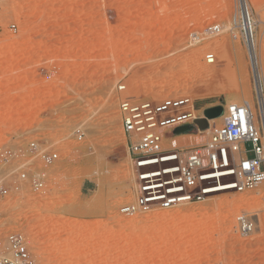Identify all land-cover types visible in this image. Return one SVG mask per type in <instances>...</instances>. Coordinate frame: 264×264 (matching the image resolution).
<instances>
[{
	"label": "rangeland",
	"instance_id": "1",
	"mask_svg": "<svg viewBox=\"0 0 264 264\" xmlns=\"http://www.w3.org/2000/svg\"><path fill=\"white\" fill-rule=\"evenodd\" d=\"M245 1L259 78L235 25L239 0H0V146L12 152L0 162L8 188L0 230L22 233L40 264H264V183L120 212L138 189L118 110L123 97L187 96L199 118L231 102L256 106L264 0ZM213 23L220 31L204 33ZM203 131L193 127L174 141L201 142ZM30 142L57 158L43 162ZM22 166L43 175L42 192L19 178ZM239 213L254 222L248 234L236 229Z\"/></svg>",
	"mask_w": 264,
	"mask_h": 264
},
{
	"label": "built area",
	"instance_id": "2",
	"mask_svg": "<svg viewBox=\"0 0 264 264\" xmlns=\"http://www.w3.org/2000/svg\"><path fill=\"white\" fill-rule=\"evenodd\" d=\"M235 25L249 57L255 59V25L245 0H239ZM219 31L220 25L214 23L204 29L208 35ZM204 60L213 64L215 56L207 52ZM125 89V84L117 86L118 91ZM256 106L247 100L228 103L223 107L221 123L209 124V131L204 130L207 134L203 141L182 143L174 141L181 135L176 129L186 125L196 127L195 121L200 119L189 97L167 96L160 101L123 97L118 110L138 189L136 201L122 206L120 212L132 216L154 207L166 209L204 200L220 186L243 191L264 183L263 87L256 91ZM81 137L79 133L77 138ZM246 142L251 144L249 150ZM29 146L45 163L57 158L56 152L39 148L35 142H30ZM11 157V150L0 146V162H7ZM161 164L167 166L161 168ZM18 170L19 178L28 180L34 192L43 191L42 174L28 175L23 166ZM219 178H227V182L210 185L213 179ZM7 195L8 188L0 183V199ZM253 228L254 222L246 213L236 216L239 233H250ZM0 264L40 263L31 255L28 240L22 233L0 230Z\"/></svg>",
	"mask_w": 264,
	"mask_h": 264
},
{
	"label": "water",
	"instance_id": "3",
	"mask_svg": "<svg viewBox=\"0 0 264 264\" xmlns=\"http://www.w3.org/2000/svg\"><path fill=\"white\" fill-rule=\"evenodd\" d=\"M219 112H216V108H210L205 111L206 118H200L195 121V124L199 130H205L208 127L207 119L218 116L222 113V110L218 108ZM193 127L191 125L182 126L176 129L178 134L186 133Z\"/></svg>",
	"mask_w": 264,
	"mask_h": 264
},
{
	"label": "bare ground",
	"instance_id": "4",
	"mask_svg": "<svg viewBox=\"0 0 264 264\" xmlns=\"http://www.w3.org/2000/svg\"><path fill=\"white\" fill-rule=\"evenodd\" d=\"M255 42V41H254ZM255 59L252 57V56H250V59H251V62H252V65H253V70H254V74H255V76L256 77H260V71H259V69H257V49L255 50ZM260 82V83H259ZM258 83V85H257V87H256V91H259V88L260 87H263L264 85H262L261 84V79H259V81L257 82ZM264 88V87H263ZM239 94V93H238ZM251 103H252V101H250ZM220 119H221V117H219V118H213V119H210L209 120V124H211L212 122H214V121H220ZM209 131V129H207L206 130V132H208ZM204 132V131H203ZM230 187H232V186H220V187H217V188H214L213 190L214 191H219V190H223V189H228V188H230ZM171 218V217H170ZM261 220V219H260ZM259 219H257L256 220V227H258L259 228V230H261L260 228L262 227L261 225V223L259 222L260 221ZM255 227V228H256ZM255 231V230H254ZM248 234V233H247Z\"/></svg>",
	"mask_w": 264,
	"mask_h": 264
},
{
	"label": "crops",
	"instance_id": "5",
	"mask_svg": "<svg viewBox=\"0 0 264 264\" xmlns=\"http://www.w3.org/2000/svg\"><path fill=\"white\" fill-rule=\"evenodd\" d=\"M187 135H188V134H181L180 137H183V136L186 137ZM193 141H194V140L191 139V138L179 139V140H178V142H182V143L193 142ZM91 182H92V181L88 179L86 184H87L88 186H91Z\"/></svg>",
	"mask_w": 264,
	"mask_h": 264
}]
</instances>
